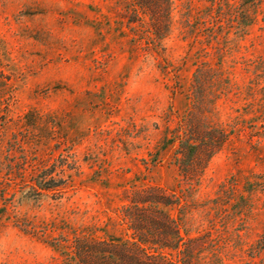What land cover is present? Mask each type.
<instances>
[{"label":"rangeland","instance_id":"1","mask_svg":"<svg viewBox=\"0 0 264 264\" xmlns=\"http://www.w3.org/2000/svg\"><path fill=\"white\" fill-rule=\"evenodd\" d=\"M131 4L0 0V264H79L127 241L135 193L187 196L175 135L190 124L229 137L167 211L203 237L205 264H264V0H174L159 52ZM44 166L63 193L29 199Z\"/></svg>","mask_w":264,"mask_h":264},{"label":"trees","instance_id":"2","mask_svg":"<svg viewBox=\"0 0 264 264\" xmlns=\"http://www.w3.org/2000/svg\"><path fill=\"white\" fill-rule=\"evenodd\" d=\"M132 3L129 7L134 17L127 22L130 30L147 27L149 31L146 38L153 41L150 44L152 50L159 52L160 45L172 33L174 0H132ZM134 37L136 40L140 38L135 33ZM194 89L195 97L199 96L197 84ZM189 127L175 135L179 142L176 167L182 186H186L184 193L187 196L171 194L158 187H149L135 193L122 215L129 239L95 241L90 245V255L84 253L87 259L79 264H205V249H200L204 247L203 237L183 235L178 220L167 209L179 206L182 200L189 203L188 200L197 192L211 160L222 151L229 134L223 129L197 132L192 124ZM56 168H35L32 180L24 183L29 188V199L48 193H63V182H58L53 176Z\"/></svg>","mask_w":264,"mask_h":264}]
</instances>
